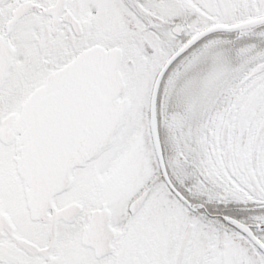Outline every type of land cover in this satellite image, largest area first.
I'll return each mask as SVG.
<instances>
[{"label": "snow or ice", "instance_id": "snow-or-ice-1", "mask_svg": "<svg viewBox=\"0 0 264 264\" xmlns=\"http://www.w3.org/2000/svg\"><path fill=\"white\" fill-rule=\"evenodd\" d=\"M0 264H264V0H0Z\"/></svg>", "mask_w": 264, "mask_h": 264}]
</instances>
